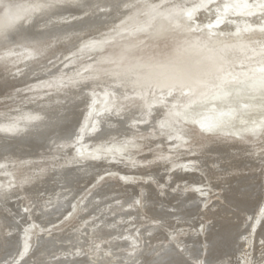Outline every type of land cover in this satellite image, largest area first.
I'll use <instances>...</instances> for the list:
<instances>
[{"label":"bare ground","instance_id":"bare-ground-1","mask_svg":"<svg viewBox=\"0 0 264 264\" xmlns=\"http://www.w3.org/2000/svg\"><path fill=\"white\" fill-rule=\"evenodd\" d=\"M216 1L211 21H192ZM69 67L79 69L73 78ZM25 87V97H33L27 107L0 108V161L10 164L0 169V264L10 256L21 259L12 264H50L70 240L80 246L114 236L124 239L118 255L104 253L116 248L109 240L60 264H103L115 256L127 263L139 255L133 264H264V152L248 145L264 144V0H0V99ZM98 90L104 92L91 97ZM80 131L87 149L75 152ZM175 145L184 149L169 153ZM64 152L60 172L37 163L40 172L25 182L19 160ZM184 162L192 168L174 171ZM152 175L158 189L146 184ZM222 175L230 176L221 180L227 187L217 203L206 197L214 187L202 182ZM167 178L174 185L160 189ZM181 184L185 190L174 191ZM88 186L97 187L86 207L89 226L59 235L38 234L33 225L22 235L31 218L41 226L61 219ZM44 192L53 194L49 202L40 199ZM24 193L41 204L36 212L11 202ZM207 199L214 203L203 213L199 203ZM132 210L152 216L155 225L143 231L156 247L143 248ZM169 218L212 220L217 229L204 235L205 247L201 231L168 234ZM181 240L198 247L188 246L184 256Z\"/></svg>","mask_w":264,"mask_h":264},{"label":"rangeland","instance_id":"rangeland-1","mask_svg":"<svg viewBox=\"0 0 264 264\" xmlns=\"http://www.w3.org/2000/svg\"><path fill=\"white\" fill-rule=\"evenodd\" d=\"M213 4L215 5V6H210V7H208L207 9H201V10H197V12H195L194 14H193V16H192V21H194V22H196V23H198V24H202V23H204V22H206V21H211L212 20V18H214V16L216 15V13H217V7H216V4H218V1H216V2H213ZM211 5V4H210ZM207 6H209V5H207ZM206 8V7H205ZM219 12V11H218ZM261 17L262 16H260V18L258 19L257 17H255V18H253V17H250V19H251V21L252 22H254V23H256V22H258V21H260V20H262L261 19ZM216 19V18H215ZM217 20V19H216ZM216 20L214 21V23L216 22ZM226 24L224 23V24H221V27H223V26H225ZM166 26H167V24H164L161 28H162V31H167V28H166ZM227 26V29H233L232 28V26H230V25H226ZM71 69H72V67H69V68H67V70L70 72V75L69 76H72L71 78H73L74 76V74L76 73V72H78L79 71V69L77 70L76 69V71L75 72H71ZM29 86V85H28ZM28 86H26V87H28ZM24 88V89H22L20 92H18L17 94H15L14 96H11L10 98L9 97H5V98H2V99H0V103H4V102H8L6 105H4V107L1 105L0 106V108H3V110H5V108L7 109L8 108V106L10 107V106H13V105H16V104H20V105H23L22 107H27V106H24L25 104V102H27L28 100H29V98H31V97H25V95H26V90H27V88ZM99 91V92H98ZM98 91H96L95 93L94 92H90V94H92L91 95V97H93V95L94 94H101V93H103L102 91L100 92V90H98ZM21 95V96H23V98H21V96H17V95ZM89 94V95H90ZM95 96V95H94ZM19 98H21V100L20 101H18L19 100ZM33 98V97H32ZM31 98V99H32ZM18 101V102H17ZM16 103V104H15ZM23 103V104H22ZM89 103H87L86 104V107H87V109L89 110L90 108H91V106H92V103L90 104V105H88ZM97 105H99V103L98 104H96V107H97ZM2 110V111H3ZM225 121V120H224ZM88 128H89V126H88ZM84 130H86V129H84ZM84 130L82 129L81 131H82V134L84 133ZM81 131H80V135H79V137H78V141H77V144H78V147H79V149L78 148H76L77 150L75 151V152H77V151H79V152H81V150H83V151H85L87 148L85 147V146H82L81 147V144L80 143H83L85 140H86V138L83 140V138L82 137H84V135L81 137ZM86 131H88V129L86 130ZM203 131V130H202ZM204 132V131H203ZM209 134V133H208ZM157 136H154V135H152V137L151 138H153V139H155ZM82 139V140H81ZM122 138H119L118 140H121ZM124 139H126V138H124ZM167 141V142H166ZM258 141H260V142H262V140H260V139H258ZM258 141H257V139L254 141V143L252 142V143H249L248 145L249 146H251L250 147V152L251 151H253V150H257V151H260L261 153H263L264 152V144L263 145H261V146H257V144H258ZM109 142H111V141H108V143ZM171 142H173V140H165V143H171ZM93 143V144H92ZM90 144V145H89ZM88 144V148H94L95 147V145L97 144V143H94V142H91V143H89ZM183 144H185V143H183ZM159 146H161V145H157V147H159ZM253 146V147H252ZM156 148V147H155ZM155 148H153V149H155ZM184 148L182 147V146H180V145H175V146H173L168 152L169 153H172V152H175V150H178V151H181V150H183ZM261 150H263V151H261ZM66 154V152H64V153H61V154H57L56 156H54V157H52V158H27V159H22V160H19L18 162H17V165L18 166H21L22 168H23V171H24V175L26 176V175H28V177H27V179H26V181L25 182H30L32 179H35V176L40 172V170L39 169H35V167H36V164L37 163H48V164H50V165H52L51 166V168L53 169V170H55V171H59L58 169H60L59 167H60V163H59V161L61 160V158H63L62 157V155L63 156H66L65 155ZM143 155V154H142ZM141 155V156H142ZM77 156V155H76ZM184 155H182V156H180V158H178V159H181V157H183ZM60 157V158H59ZM174 158V160H175V156H173ZM264 157V156H263ZM54 158V159H53ZM168 159L169 158H166V160H167V163H169V161H168ZM42 160V161H41ZM54 160V161H53ZM27 161V162H26ZM1 162V161H0ZM6 163V164H5ZM59 166H58V165ZM182 164H185V162L184 163H182ZM10 164H9V162L7 163V162H5V160H4V163H0V169L1 168H4V167H6V166H9ZM79 164H77L76 166H78ZM181 167H187L185 170H178V169H181ZM30 168V169H29ZM189 168H192L191 166H187V164H185V165H181V166H177V168L174 170V171H178L179 173L178 174H180L181 172H186L187 170H189ZM199 171L198 172H200L201 171V168L200 169H198ZM263 170H264V168H263ZM174 171L173 172H170V174H172V173H174ZM35 172V173H34ZM60 172V171H59ZM121 172H123V170H121ZM16 172L14 171V172H9V174L8 175H10V174H15ZM20 172H17V174H19ZM166 173H168V171L167 170H164L163 172H161L160 173V177H162V176H164V174H166ZM6 174V173H5ZM4 174V175H5ZM263 174H264V171H263ZM2 174H0V178H2L3 176H1ZM31 175V176H30ZM114 175V174H113ZM117 175H119V174H117ZM108 175H106V176H103L102 177V179H101V181H99L98 182V185L99 184H101V186H104L105 185V182H104V180H105V178L107 177ZM119 176H121V175H119ZM229 176L230 175H228V176H218V178L217 179H214V180H208V179H206V180H204L203 182H202V185H204L206 188L208 187V186H211L212 188L214 187V190L212 189V191L214 192V193H211V194H209L208 196H206L207 198H209V197H214V196H216V197H214V200H215V202H220V200H221V202L220 203H223V200H222V198H221V196L220 195H222L223 194V190H224V188H226L227 186L226 185H222L221 184V180H225L224 178H229ZM130 177H134V176H130ZM127 178H129V177H127ZM149 178H150V180H152V181H150L149 180ZM216 178V177H215ZM104 179V180H103ZM146 179H147V183L146 184H148L149 182L151 183H149V185H150V187H152L153 189H158L157 188V185H156V179H155V177H153V175L152 176H148V178L146 177ZM15 180V179H14ZM13 179L11 180H8V182H10V181H14ZM165 180H168V182H165L166 184V186H161L160 187V189H167V190H170L169 189V185H171V184H173L172 182H170V180H169V178H167V179H165ZM4 181V180H3ZM3 181H1L0 180V184L3 182ZM162 181H164V180H162ZM207 181V182H206ZM153 182V183H152ZM169 183V184H168ZM162 184V183H161ZM174 185V184H173ZM182 185V184H181ZM215 185H216V188H215ZM19 186V184L18 185H16L15 187V189H18V190H22L21 188H20V186ZM155 186V187H154ZM183 187L182 188H174V191L175 190H178V191H182L183 192V188H184V184L182 185ZM219 186V187H218ZM225 186V187H224ZM0 187H2V186H0ZM95 186H92V187H90L89 188V186L88 187H86V189H85V191H84V193H82L80 196L81 197H77V198H75L73 201H72V203L69 205V207L67 208V210L65 211V213L63 214V217L61 218V219H53V220H51L46 226H41L40 224V221H38V220H35V219H33V218H31L32 220H30V221H28V222H26V223H24L23 225H22V229H21V232H22V235L23 234H25V232L26 231H28L29 229H30V227L32 226L33 227V225H35L36 226V228L38 229V234L39 233H42V234H52V233H58L59 235L60 234H66L65 233V231L66 230H68V229H71V228H73V227H77V229H83V228H85V227H87V226H89L91 223H92V221H90L91 219H84L88 214H87V203L88 202H92L93 201V199L91 198V196L95 193V191H96V189H97V187H95ZM94 188V189H93ZM116 189V191L118 192V191H122V187L121 186H118L117 188H114V190ZM187 189V188H186ZM216 189H218V190H216ZM184 190H185V188H184ZM157 191H159V190H157ZM22 192V191H21ZM103 194H106V193H103ZM142 194H143V192H142V190H141V188L139 189L138 187H135L134 188V194H133V196H134V198H138V195H139V198L138 199H140V200H142L141 198L143 197L142 196ZM52 193H50V192H44V193H42L41 195H40V199L42 198V199H44V201H46V202H49L50 201V199L52 198ZM86 195H88V196H86ZM90 195V196H89ZM217 195H218V197H217ZM10 197V196H9ZM145 197V196H144ZM28 199H30V200H28ZM32 198H31V196L30 197H28V195L27 194H23L22 195V198H20V197H13L12 199H11V202H13V203H16V202H19V203H22L21 205H22V208H23V210H24V212H28V213H30V212H34L35 210H37V209H39V206H41V204L37 201L36 202V200H31ZM218 199V200H217ZM31 201V202H30ZM96 202H97V200H95ZM217 202V203H218ZM138 203V202H137ZM173 203V205L175 206L176 205V202H172ZM205 203V204H204ZM213 203H214V201H211V200H209V199H207L206 201H200V203H199V205H201L200 206V208H201V212H203V213H205V211H208V209H210V208H212V206H213ZM28 206H27V205ZM163 204V203H162ZM162 204H160V205H158V208H163V207H165L164 205H162ZM24 205L26 206V208L24 207ZM140 207V209H143V205H142V207L141 206H139ZM77 208V209H76ZM26 209V210H25ZM72 209V210H71ZM133 209V208H132ZM204 209V210H203ZM73 211V212H72ZM124 211V210H123ZM133 211V213H137L139 216H141L140 214H139V212L138 211H135V210H132ZM36 212V211H35ZM141 212V211H140ZM27 213V214H28ZM73 213V214H72ZM125 213V212H124ZM28 215H30V214H28ZM81 215V216H80ZM264 215V214H263ZM122 216H124V215H122ZM139 216H138V218H137V221L140 223V228L141 229H138V233H136L137 235L139 234V232H143V234H139L140 235V237L144 240L145 239V243H146V245H145V247H143L145 250L147 249V250H149V249H152V248H154V247H156V245H152L151 244V241H148L147 240V237H148V233H144V231H145V229H146V231L149 229V227H152L153 225H155V223L154 222H151V220L153 219V218H151L152 216H149V215H147V214H143L142 213V216H141V218H139ZM34 217H36L37 218V216H34ZM68 218V219H67ZM151 218V219H150ZM173 219V220H172ZM63 220H65V221H63ZM67 221V222H66ZM169 221L171 222V226L170 227H172L173 229H171L170 230V232L168 233V234H173V233H175V232H180L179 231V229L180 230H182L181 228H183V230L185 229H191V230H194V232H200L201 234H200V238L198 239V240H202V241H204V243H203V246H205V247H208V245H209V242L207 243V240H206V238L208 237V235H206V236H204L205 234H207L208 232H209V230L211 231L212 229H213V222H212V220H210V221H206V220H200V219H197V218H195L194 220H188V219H181V218H169ZM214 221V220H213ZM39 224H38V223ZM144 222V223H143ZM35 223V224H34ZM56 223V224H55ZM141 223H143V225L141 224ZM202 223V224H201ZM208 223V224H207ZM210 223V224H209ZM162 224H164V222H161V224L160 225H162ZM182 224H185V225H182ZM59 225V226H58ZM77 225V226H76ZM157 225H159V224H157ZM200 225H203V226H200ZM97 226H101V224H99V225H92V228H96ZM137 226V225H136ZM29 227V228H28ZM58 227V228H57ZM65 227V229L64 230H61V229H63ZM83 227V228H82ZM187 227V228H186ZM25 228V229H24ZM200 228V229H199ZM210 228V229H209ZM24 229V230H23ZM52 229V230H51ZM77 229H74V230H77ZM104 229H105V227H104ZM217 229V227H214V229H213V231H215ZM144 230V231H143ZM145 231V232H146ZM72 232H74V231H69V234H71ZM9 234V233H8ZM37 234V235H38ZM36 235V234H35ZM192 235H193V232H192ZM203 236V237H202ZM163 237V235H159L158 236V238L159 239H161ZM202 237V238H201ZM116 237L114 236V237H105L104 239H102V238H97V239H95V240H93V241H89L88 243L87 242H84V244H82V245H80V246H78V245H76L75 243H73V242H71V240L70 241H68V242H66L65 243V245L63 246V250H61V251H59V252H55V253H57V254H55L54 253V255L53 256H51L50 258H48L45 262H47V263H50V264H56L55 262H58L59 264L60 263H62V262H67L68 260L70 261V260H72V259H75L77 256H79V255H83V256H86L88 253H90L89 251V246L91 247V246H93V244H99L100 243V247H99V249H102V248H104L106 245L104 244V243H106V242H109V240H110V242L111 243H114V245L116 246V248L115 249H112V250H105L104 249V253L105 254H107V255H110V253L112 254V253H116L115 255H118V252H121L118 248H119V246L121 245V243H124L123 242V240L124 239H115ZM106 239V240H105ZM185 240V239H184ZM184 240H181L180 242H177V247H178V245H183V248L182 247H178V249H180V252H182L181 254H183L184 256H186L187 254H188V252H190V251H185L184 252V250L185 249H187L188 248V246H190V249H192V247L194 248V247H198L195 243H191V244H188V243H184ZM185 241H187V239L185 240ZM90 243V244H89ZM197 243V242H196ZM161 244H164V242H162ZM167 244H172L171 243V241H168V243ZM34 246H35V244H34ZM133 246V245H132ZM143 249V250H144ZM70 250V251H69ZM177 250V249H176ZM197 251H198V249H197ZM200 251V250H199ZM74 252V253H73ZM86 252V253H85ZM71 253H73V254H71ZM201 253V252H200ZM200 253H198V254H200ZM67 255V256H65V255ZM250 254V253H249ZM11 255V254H10ZM69 255V256H68ZM73 255H74V257H73ZM135 256V255H134ZM140 256V255H139ZM138 256V257H139ZM188 256V255H187ZM138 257H136V258H138ZM133 258V259H132ZM136 258L135 257H131L130 259H132V260H128V262L126 263V258H123V257H117V256H115V258L114 259H107V261L104 263L103 262V264H133L135 261H136ZM9 262H7V263H5V264H12V263H14L16 260H21V259H18L17 258V256H10L9 257ZM50 261V262H49ZM204 263V261L203 260H201V262L199 263V262H196V261H193V264H201V263ZM57 263V264H58ZM71 263V262H70ZM15 264H17V263H15ZM19 264V263H18ZM100 264H102V263H100Z\"/></svg>","mask_w":264,"mask_h":264}]
</instances>
